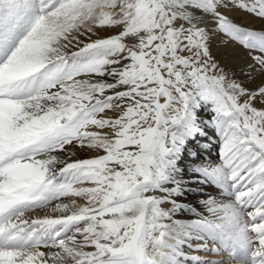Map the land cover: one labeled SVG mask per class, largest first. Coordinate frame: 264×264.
Returning a JSON list of instances; mask_svg holds the SVG:
<instances>
[{
  "label": "snow or ice",
  "instance_id": "obj_1",
  "mask_svg": "<svg viewBox=\"0 0 264 264\" xmlns=\"http://www.w3.org/2000/svg\"><path fill=\"white\" fill-rule=\"evenodd\" d=\"M221 7L264 20V0H0V264H264V82L217 73L199 25L258 53V72L264 31ZM209 130L216 163L197 146ZM69 145L104 154L72 161ZM189 184L221 198L172 221Z\"/></svg>",
  "mask_w": 264,
  "mask_h": 264
},
{
  "label": "rangeland",
  "instance_id": "obj_2",
  "mask_svg": "<svg viewBox=\"0 0 264 264\" xmlns=\"http://www.w3.org/2000/svg\"><path fill=\"white\" fill-rule=\"evenodd\" d=\"M218 11L226 16L230 21L237 24L240 27H249V30L255 31H264V20L256 18L255 16L241 11L239 9L233 7H221ZM179 26V24L177 25ZM199 26L204 27L205 29L209 30V50L211 54L212 61L215 62L217 67V73H223L225 76L228 77L229 80H235L237 83L241 84L245 89L253 90L256 89L258 86L264 82V72L256 71L258 67L254 60L252 59L253 55H258V53H250L248 50L243 48V46L239 45L238 43L232 41L226 34L220 32L217 28L215 21L211 17H204V21ZM121 31L120 27L115 28H108V27H96L94 29L95 35H92L91 39L95 40L97 38H105L111 37L115 34H118ZM84 42H89L87 38H83ZM220 47L222 48L219 53H213V47ZM77 49L74 47H70L66 49L68 54L70 55L71 52L76 51ZM86 77H78V79H85ZM95 79H104L101 77H96ZM259 107V105H257ZM103 116H113V113L106 112L105 114H101ZM200 116L202 118H208L210 116V110L208 108H202L200 110ZM100 118V117H98ZM91 131H101L102 134L107 132L108 130H98L90 128ZM209 144L214 148L215 154L213 155L218 159L219 154V140L215 137L211 130H209V135L206 138H200L197 141V146L199 144ZM215 145V146H214ZM69 152L73 153L71 156L72 161L86 159V158H94L99 155H103V152L100 150H90L87 148H73L71 145L66 146ZM216 148V149H215ZM212 148L209 147L207 151H200V155L204 158L205 161L209 163H213V161H208L206 154L208 152L212 153ZM218 153V154H217ZM201 161H197L196 163H200ZM188 161H186V164ZM216 163V162H215ZM187 179V177H186ZM83 187H91V184L85 183L82 185ZM79 187V186H78ZM201 190H209V193H205ZM208 196H216L218 199L221 198L218 195V190L212 186H197L194 184L187 185L186 194L181 197H173L172 199L176 200V203L180 205L177 210L172 215V221H179L182 223H187L192 220H195L197 217L193 218L187 206L185 204H194L195 206H202L200 204V200L206 199ZM63 202L71 203L75 201L77 207L80 206H87V199L83 197H66L62 198ZM56 202H53V206ZM173 205L171 203H165L161 205V208L165 211L172 209ZM37 213V214H36ZM47 215L50 217L55 218L57 215L55 212L51 211V206L47 210ZM60 214V213H57ZM45 213L43 211H37L35 213L28 214L27 218H43ZM188 219V220H186ZM171 223V221H168ZM47 251L46 249H44ZM91 250V249H90ZM211 257V256H208Z\"/></svg>",
  "mask_w": 264,
  "mask_h": 264
},
{
  "label": "bare ground",
  "instance_id": "obj_3",
  "mask_svg": "<svg viewBox=\"0 0 264 264\" xmlns=\"http://www.w3.org/2000/svg\"><path fill=\"white\" fill-rule=\"evenodd\" d=\"M243 28H246V29H250L249 27H243ZM222 50V48H220V47H216V46H214L213 47V53L215 54V53H219V51H221ZM109 116V115H108ZM204 139V138H203ZM202 143V142H201ZM202 144H205L204 142L202 143ZM209 145V144H208ZM215 146V145H214ZM209 147H211L212 149V153H210V152H208V154H206V156H207V160L208 161H213V163H215V162H218V159L216 158V157H214L213 155L215 154V152H214V148L212 147V146H210L209 145ZM208 147V148H209ZM216 149V148H215ZM104 154V153H103ZM218 154V153H217ZM216 155V154H215ZM201 191H203V192H205V193H209L210 191L209 190H201ZM186 206H187V208H188V210H189V213H190V215L193 217V218H195V217H197L196 216V213H203V214H207L206 213V210L203 208V206H195L194 204H185ZM191 209H195V212H193V211H191ZM37 214V213H36ZM48 214V213H47ZM56 215L57 216H59L60 214H57L56 213ZM56 216V217H57ZM186 220H188V219H186ZM197 243H199V241H192V244L193 245H195V244H197ZM185 251L186 252H188L189 253V255H193V256H201V257H204L205 256V254H204V252H196V251H192V250H189L186 246H185ZM208 259H212V260H219V259H221L222 257H220V256H215V255H211V257H207ZM189 264H190V262H189Z\"/></svg>",
  "mask_w": 264,
  "mask_h": 264
}]
</instances>
